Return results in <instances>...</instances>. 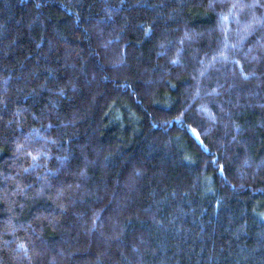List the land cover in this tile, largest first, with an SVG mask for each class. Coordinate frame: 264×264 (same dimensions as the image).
<instances>
[{
	"label": "trees",
	"instance_id": "16d2710c",
	"mask_svg": "<svg viewBox=\"0 0 264 264\" xmlns=\"http://www.w3.org/2000/svg\"><path fill=\"white\" fill-rule=\"evenodd\" d=\"M0 264H264V0H0Z\"/></svg>",
	"mask_w": 264,
	"mask_h": 264
}]
</instances>
